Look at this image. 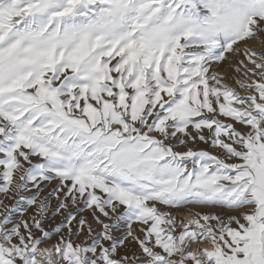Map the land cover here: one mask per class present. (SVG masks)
Wrapping results in <instances>:
<instances>
[{
	"label": "snow or ice",
	"instance_id": "6c2138e0",
	"mask_svg": "<svg viewBox=\"0 0 264 264\" xmlns=\"http://www.w3.org/2000/svg\"><path fill=\"white\" fill-rule=\"evenodd\" d=\"M0 264H264V0H0Z\"/></svg>",
	"mask_w": 264,
	"mask_h": 264
},
{
	"label": "rangeland",
	"instance_id": "374dc122",
	"mask_svg": "<svg viewBox=\"0 0 264 264\" xmlns=\"http://www.w3.org/2000/svg\"><path fill=\"white\" fill-rule=\"evenodd\" d=\"M198 147H204V145H199ZM46 191H51V188L46 189Z\"/></svg>",
	"mask_w": 264,
	"mask_h": 264
}]
</instances>
